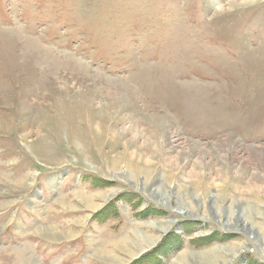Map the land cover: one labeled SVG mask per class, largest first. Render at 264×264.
Wrapping results in <instances>:
<instances>
[{
    "label": "rangeland",
    "instance_id": "1",
    "mask_svg": "<svg viewBox=\"0 0 264 264\" xmlns=\"http://www.w3.org/2000/svg\"><path fill=\"white\" fill-rule=\"evenodd\" d=\"M26 164L27 184L56 173L58 187L67 170L85 200L107 191L90 222L149 200L171 212L148 220L146 249L110 244L125 264H198L175 261L188 250L208 264H264L251 208L264 202V0H0V184ZM111 201L115 216L95 219ZM175 207L208 214L183 246ZM169 235L179 243L155 260ZM246 236L254 247L236 249Z\"/></svg>",
    "mask_w": 264,
    "mask_h": 264
},
{
    "label": "crops",
    "instance_id": "2",
    "mask_svg": "<svg viewBox=\"0 0 264 264\" xmlns=\"http://www.w3.org/2000/svg\"><path fill=\"white\" fill-rule=\"evenodd\" d=\"M27 165L21 171L16 170L14 172L13 170L12 172L15 173V176L5 175L7 177V185L2 186L0 184V188H7L5 193H2L6 196L0 198V264H110L111 261L125 264L124 259L120 260L114 253V249L109 247L110 244L125 253L128 252V254H131L129 253L130 249H132L131 247L134 250H144L149 242L145 237L150 238L156 235L154 230L148 228V225L155 227L156 221L148 220H151L152 217L159 222L173 216L170 211L166 215L159 216L161 212L155 210H159L160 206L156 205L157 201L153 198L155 202L149 200V204H144L138 209L135 206H132V209L128 204L129 208L127 206L124 211H119V216L110 217L103 223L90 222L87 219L88 215H90V212L92 213L97 205L94 197L103 198L105 196L104 193L108 194L107 191L105 192L100 187L98 189L94 188L91 198L85 200L77 192L76 186L69 180V174L57 187V182L51 179L56 173L49 176L50 173L44 174L45 172L40 171H38L40 172L39 176H42V178L35 182L31 180L27 184V180L31 178L34 170V166ZM39 183L42 185L41 193L40 191L36 192L37 184ZM12 188L26 189L18 193L8 192V189ZM38 193H40V196ZM67 194L69 198H66ZM36 195L41 199H38ZM137 195L140 196L139 193ZM93 203L94 206H92ZM231 205L229 204L228 207ZM235 206L230 209L232 213L229 214V218L231 220L235 218V213H233L236 209ZM218 207L220 208L218 209V214H222V217H224L225 206ZM221 208H223V211H221ZM251 208L257 214L259 220L264 221V202H260L257 205L251 202ZM83 209L92 210L84 214L82 212ZM144 209L149 210L145 211V213L149 214L148 216L150 217L141 218V214L139 216L134 215ZM196 214H198L196 218L190 217L186 219L182 216L178 219L182 223V234L178 233L176 235V237H180V246L187 243L183 239H189L188 233L186 234L185 232L189 228L194 227L192 223L194 221H203L200 219L202 218L201 214L208 215L204 212L203 207H197ZM257 217H254V219ZM160 224L163 225L162 223ZM74 226H76L75 229L72 228ZM256 226L259 232V227H264L263 224L261 226L256 224ZM250 229H253V232L256 231H254L252 226ZM194 231L196 237H199V235L203 237L204 234L200 230L198 231V228L194 229ZM260 233L264 236V232ZM215 235L217 237L214 232L209 236L216 238ZM176 237L169 235L158 241V243H162L153 252L155 260L160 261L168 258L170 253L174 251L171 250L172 246L168 245L179 243L172 242L177 239ZM256 238L255 242H257ZM247 243L254 247L253 242L247 236L244 239H237L236 245L239 248L236 249L243 248ZM203 244L201 243V246ZM163 247L165 248L162 250ZM261 249L264 250V248ZM195 251L200 250L196 249ZM188 252L190 251L188 250ZM105 254H110L111 257ZM179 255H176V262L179 261ZM167 264L170 263L167 262Z\"/></svg>",
    "mask_w": 264,
    "mask_h": 264
},
{
    "label": "bare ground",
    "instance_id": "3",
    "mask_svg": "<svg viewBox=\"0 0 264 264\" xmlns=\"http://www.w3.org/2000/svg\"><path fill=\"white\" fill-rule=\"evenodd\" d=\"M35 176V174H33L32 175V178ZM34 179V178H33ZM32 180V179H31ZM31 182V181H30ZM156 190V191H155ZM154 191L156 192V193H158L159 195H158V197H160V195H161V193H160V191L156 188ZM215 206V205H214ZM180 209H183L184 210V208H182V207H180L179 208V210ZM238 221H241V218L239 217L238 218ZM244 222V228H246V225H245V223H247L246 221H243ZM165 230V229H164ZM249 231H250V233L252 234V236H254V234H255V232H253V229H249ZM257 235V234H256ZM155 239H153V240H151V238H150V240H149V242L151 243V242H153V244L156 242V240L154 241ZM134 258V257H133ZM186 258H190L192 261L194 260V259H196L197 260V262H198V264H200V263H203V264H208V262H209V259L207 258V257H205V256H203L202 254H196V253H193V254H188V252H183L182 254H180L179 255V258H178V260H185Z\"/></svg>",
    "mask_w": 264,
    "mask_h": 264
},
{
    "label": "trees",
    "instance_id": "4",
    "mask_svg": "<svg viewBox=\"0 0 264 264\" xmlns=\"http://www.w3.org/2000/svg\"><path fill=\"white\" fill-rule=\"evenodd\" d=\"M94 185L97 186V185H102V182H94ZM119 195H121V198H124V196H126L127 194L126 193H120ZM119 198V197H117ZM115 203H113V201L110 202V204H107L101 211L97 212L96 214V218L98 221L99 220H104L105 218L109 217V216H115V214L117 213L114 212L115 211ZM109 209H112L111 211H108ZM143 210L138 212L137 215H143ZM213 238V236L211 237ZM210 238V239H211Z\"/></svg>",
    "mask_w": 264,
    "mask_h": 264
},
{
    "label": "water",
    "instance_id": "5",
    "mask_svg": "<svg viewBox=\"0 0 264 264\" xmlns=\"http://www.w3.org/2000/svg\"><path fill=\"white\" fill-rule=\"evenodd\" d=\"M61 175L63 176L64 174L61 173ZM134 188H135V189H138V190H142L140 187H137V186H134ZM175 208H177V209H175V210H178V212H179L180 214H182V216H184V217H192V216H196V214H194V213H191V212L186 213V212H184V210H182V209L179 210L178 207H175ZM177 227H178V226H177ZM224 227H226V226H224ZM226 228H227V227H226ZM178 229L180 230L179 227H178ZM164 231H166V230H164ZM165 233H166V232H165ZM247 233H248L249 235H251V236H250L251 238H253V236H252V234H251L250 232L247 231ZM246 249H247V248H246Z\"/></svg>",
    "mask_w": 264,
    "mask_h": 264
}]
</instances>
